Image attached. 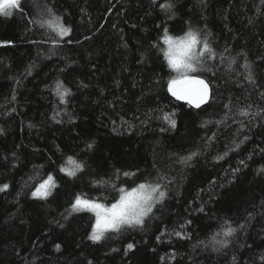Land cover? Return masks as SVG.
<instances>
[{"label":"trees","instance_id":"trees-1","mask_svg":"<svg viewBox=\"0 0 264 264\" xmlns=\"http://www.w3.org/2000/svg\"><path fill=\"white\" fill-rule=\"evenodd\" d=\"M21 8L0 16V264H264V0ZM53 16L63 37L39 23ZM190 28L215 54L192 74L212 88L200 109L167 90L165 29ZM69 157L75 176L61 171ZM49 175L51 194L33 197ZM156 182L165 196L143 225L98 242L94 215L72 210Z\"/></svg>","mask_w":264,"mask_h":264},{"label":"snow or ice","instance_id":"snow-or-ice-1","mask_svg":"<svg viewBox=\"0 0 264 264\" xmlns=\"http://www.w3.org/2000/svg\"><path fill=\"white\" fill-rule=\"evenodd\" d=\"M35 3V0H33ZM165 11H169L171 4L160 5ZM13 10L23 11L21 8V0H0V16L11 17ZM48 15L51 16V11L48 10ZM30 23L36 21H29ZM41 26L47 24L48 27L56 31L61 37L66 35L69 29L65 28L60 22L59 17L53 16L47 21H39ZM163 43L167 46L163 51L168 67L172 72L176 73L167 83V90L176 100L186 101L190 106L200 108L208 99V85L203 79L192 74L201 72L203 65L207 59L214 58L215 54L209 45L208 41H201L197 32L191 28L183 35L173 38L168 35L165 29V39ZM62 85L57 84V94L63 100L64 95H67V89L61 91ZM170 123L171 127H175V121L169 116L164 117ZM91 147V145H89ZM195 155V153H193ZM191 159V156L185 160ZM67 164L70 168H61L62 172H66L68 176H75L77 171L82 170V165L72 157H69ZM125 176L129 175L124 173ZM54 178L49 175L47 179L40 183L34 192L33 197L46 199L51 190L55 187ZM8 188L7 184L0 186V192ZM119 199L109 208L101 203H97L90 199H84L80 196L75 198L72 205V210L75 212L87 211L95 215V225L93 227L90 239L98 242L104 238L107 232H119L125 226L136 227L144 223L145 217L151 212L155 202L165 196V192L161 190V186L156 183H140L131 191L119 189ZM236 229L229 227L225 236L232 235ZM215 240V237H213ZM223 246H226L224 242ZM133 246L128 245L131 249Z\"/></svg>","mask_w":264,"mask_h":264},{"label":"water","instance_id":"water-1","mask_svg":"<svg viewBox=\"0 0 264 264\" xmlns=\"http://www.w3.org/2000/svg\"><path fill=\"white\" fill-rule=\"evenodd\" d=\"M197 77H198V76H197ZM199 78H200V79H203V78H201V77H199ZM203 80H204L205 83L208 85V99H207V102L204 103V104H202L200 108H202V107L208 105V104L211 102V100H212V88H211L210 84H209L205 79H203ZM170 96H171L175 101L180 102V103H182V104H185V105L189 106L190 108H193V109H200V108H195V107H193V106H190L186 101H183V100H176L175 97H173V96L171 95V93H170Z\"/></svg>","mask_w":264,"mask_h":264},{"label":"rangeland","instance_id":"rangeland-1","mask_svg":"<svg viewBox=\"0 0 264 264\" xmlns=\"http://www.w3.org/2000/svg\"><path fill=\"white\" fill-rule=\"evenodd\" d=\"M166 47H167V46H166ZM160 200H161V199H159L157 202H159ZM157 202L154 203V205H153V207H152V210H153V208H154V206L156 205ZM109 207H111V206H105V208H109ZM152 210H151V212H152ZM86 212H87V211H86ZM151 212H150V213H151ZM89 213H91V212H89ZM150 213H149V214H150ZM91 214H93V213H91ZM149 214H148V215H149ZM93 215H94V214H93ZM148 215H147V216H148ZM147 216H146V217H147ZM94 217H95V215H94ZM146 217H145V218H146ZM105 234H106V233H105Z\"/></svg>","mask_w":264,"mask_h":264}]
</instances>
